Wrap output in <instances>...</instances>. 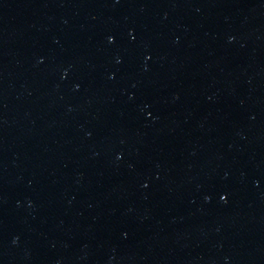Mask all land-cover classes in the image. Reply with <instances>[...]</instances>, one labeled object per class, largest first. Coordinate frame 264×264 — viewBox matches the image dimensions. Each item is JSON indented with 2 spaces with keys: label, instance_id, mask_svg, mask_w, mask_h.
I'll use <instances>...</instances> for the list:
<instances>
[{
  "label": "water",
  "instance_id": "water-1",
  "mask_svg": "<svg viewBox=\"0 0 264 264\" xmlns=\"http://www.w3.org/2000/svg\"><path fill=\"white\" fill-rule=\"evenodd\" d=\"M0 264H264V0H0Z\"/></svg>",
  "mask_w": 264,
  "mask_h": 264
}]
</instances>
